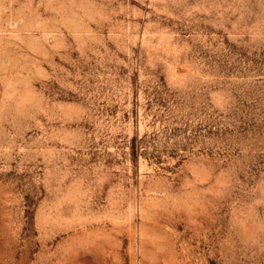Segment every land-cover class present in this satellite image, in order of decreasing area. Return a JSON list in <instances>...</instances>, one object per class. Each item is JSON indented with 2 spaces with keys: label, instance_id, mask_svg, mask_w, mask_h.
Instances as JSON below:
<instances>
[{
  "label": "rangeland",
  "instance_id": "obj_1",
  "mask_svg": "<svg viewBox=\"0 0 264 264\" xmlns=\"http://www.w3.org/2000/svg\"><path fill=\"white\" fill-rule=\"evenodd\" d=\"M0 264H264V0H0Z\"/></svg>",
  "mask_w": 264,
  "mask_h": 264
}]
</instances>
